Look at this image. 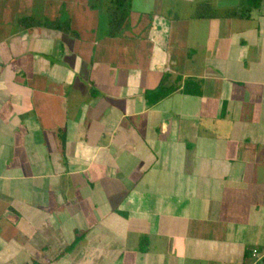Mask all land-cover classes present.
I'll list each match as a JSON object with an SVG mask.
<instances>
[{
    "label": "crops",
    "instance_id": "0c3cea01",
    "mask_svg": "<svg viewBox=\"0 0 264 264\" xmlns=\"http://www.w3.org/2000/svg\"><path fill=\"white\" fill-rule=\"evenodd\" d=\"M110 1L0 0V264H264V0Z\"/></svg>",
    "mask_w": 264,
    "mask_h": 264
},
{
    "label": "trees",
    "instance_id": "16d2710c",
    "mask_svg": "<svg viewBox=\"0 0 264 264\" xmlns=\"http://www.w3.org/2000/svg\"><path fill=\"white\" fill-rule=\"evenodd\" d=\"M131 0H111L110 7L108 8V13L110 19L115 23V29H117L120 22L126 17L130 8ZM254 4L255 6L258 5ZM240 15V14H239ZM242 16V15H241Z\"/></svg>",
    "mask_w": 264,
    "mask_h": 264
}]
</instances>
